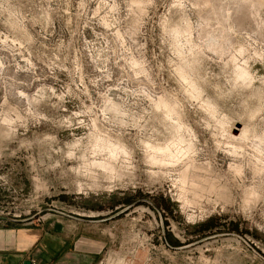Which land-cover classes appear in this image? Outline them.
Here are the masks:
<instances>
[{"label":"rangeland","instance_id":"374dc122","mask_svg":"<svg viewBox=\"0 0 264 264\" xmlns=\"http://www.w3.org/2000/svg\"><path fill=\"white\" fill-rule=\"evenodd\" d=\"M56 211L122 216L108 264H264V0H0V215Z\"/></svg>","mask_w":264,"mask_h":264},{"label":"crops","instance_id":"0c3cea01","mask_svg":"<svg viewBox=\"0 0 264 264\" xmlns=\"http://www.w3.org/2000/svg\"><path fill=\"white\" fill-rule=\"evenodd\" d=\"M74 213L56 211L48 220L0 219V264H100L110 255V231L124 224L122 216L92 219Z\"/></svg>","mask_w":264,"mask_h":264},{"label":"bare ground","instance_id":"6f19581e","mask_svg":"<svg viewBox=\"0 0 264 264\" xmlns=\"http://www.w3.org/2000/svg\"><path fill=\"white\" fill-rule=\"evenodd\" d=\"M241 75H245V72L244 71H242L241 72ZM182 147V146H181ZM186 149H187V147H186ZM185 149V150H186ZM161 152L164 154V155H166V156H169L171 159L172 158H175L178 154H180V152H181V149H175V150H173L171 147H167V148H165V149H162L161 150ZM186 152V151H185ZM182 193V192H181ZM184 195H186V194H184ZM185 197V196H184ZM180 198H181V196H180ZM181 199H183V197L181 198Z\"/></svg>","mask_w":264,"mask_h":264},{"label":"built area","instance_id":"2783aa9c","mask_svg":"<svg viewBox=\"0 0 264 264\" xmlns=\"http://www.w3.org/2000/svg\"><path fill=\"white\" fill-rule=\"evenodd\" d=\"M150 213V212H149ZM153 215V214H152ZM168 228L178 237V238H180V233H178V234H176L175 233V230H174V227L171 225H168ZM163 236H165V233H163ZM162 237V235L161 236H159V238H161ZM123 243H121V245H122ZM120 245V246H121ZM167 245V241H166V243H165V246ZM168 246V245H167ZM169 247V246H168ZM169 248H171V247H169ZM109 257H111V256H109ZM152 257H153V255L152 254H149V257L143 262V264H151V262H152ZM127 262H129V261H127ZM100 264H108V259L106 260H103L102 262H100Z\"/></svg>","mask_w":264,"mask_h":264},{"label":"water","instance_id":"95a60500","mask_svg":"<svg viewBox=\"0 0 264 264\" xmlns=\"http://www.w3.org/2000/svg\"><path fill=\"white\" fill-rule=\"evenodd\" d=\"M149 202V201H148ZM151 203V202H150ZM152 204V203H151ZM0 219H8V217L0 215Z\"/></svg>","mask_w":264,"mask_h":264}]
</instances>
